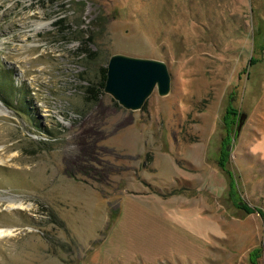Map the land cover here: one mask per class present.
Returning a JSON list of instances; mask_svg holds the SVG:
<instances>
[{"label": "rangeland", "instance_id": "obj_1", "mask_svg": "<svg viewBox=\"0 0 264 264\" xmlns=\"http://www.w3.org/2000/svg\"><path fill=\"white\" fill-rule=\"evenodd\" d=\"M0 73V264H264V0H0Z\"/></svg>", "mask_w": 264, "mask_h": 264}, {"label": "water", "instance_id": "obj_2", "mask_svg": "<svg viewBox=\"0 0 264 264\" xmlns=\"http://www.w3.org/2000/svg\"><path fill=\"white\" fill-rule=\"evenodd\" d=\"M106 69L104 91L126 109H140L155 87L160 95L169 91L170 75L162 61L113 54ZM243 118L245 115L238 124V130Z\"/></svg>", "mask_w": 264, "mask_h": 264}, {"label": "trees", "instance_id": "obj_3", "mask_svg": "<svg viewBox=\"0 0 264 264\" xmlns=\"http://www.w3.org/2000/svg\"><path fill=\"white\" fill-rule=\"evenodd\" d=\"M106 72H107L106 66L102 67L101 68V80L99 82V89H103L104 88L105 80H106ZM4 80H5V76L3 75L1 77L0 89H2V92H4L6 94L5 96H3V99L4 100H7V97H10V94L12 92V89L10 87H8V85H6V82H4ZM94 97H97V96L94 95ZM232 111H233V109L230 106V107H228V109H227V111H226V113L224 115V121H225V124L226 125L228 123L227 119H229L230 115H233V113H234ZM226 142H228V140ZM226 142L224 144V141H223L222 142V146L220 148V159H219V163H220V166L221 167H223V162L226 160L225 157H226L227 153L224 150L225 149ZM241 208H243L248 213L257 212V213H259V215L262 216L261 209H259L258 207H247V206H243L242 205ZM262 218H263V216H262Z\"/></svg>", "mask_w": 264, "mask_h": 264}, {"label": "bare ground", "instance_id": "obj_4", "mask_svg": "<svg viewBox=\"0 0 264 264\" xmlns=\"http://www.w3.org/2000/svg\"><path fill=\"white\" fill-rule=\"evenodd\" d=\"M18 204L20 205L21 203H18ZM11 207H13V206H11ZM9 235H12V229H10V228L0 229V237L9 236Z\"/></svg>", "mask_w": 264, "mask_h": 264}]
</instances>
